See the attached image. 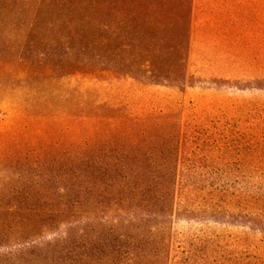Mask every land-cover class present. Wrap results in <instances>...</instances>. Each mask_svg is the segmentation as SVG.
<instances>
[{
    "label": "trees",
    "instance_id": "16d2710c",
    "mask_svg": "<svg viewBox=\"0 0 264 264\" xmlns=\"http://www.w3.org/2000/svg\"><path fill=\"white\" fill-rule=\"evenodd\" d=\"M57 1L49 26L28 25L50 36L47 53L60 67L264 87V22L253 24L264 0H190L186 40L164 47L183 55L159 65L125 64L119 46L134 59L137 44L145 55L165 46L152 29L160 2ZM198 12L207 18L198 21ZM197 23L215 40L214 62L194 60L196 50L206 53L196 49ZM79 116L93 123L81 140L9 161L15 171L0 179V264H264V166L216 164L206 131L162 111L101 102Z\"/></svg>",
    "mask_w": 264,
    "mask_h": 264
},
{
    "label": "rangeland",
    "instance_id": "374dc122",
    "mask_svg": "<svg viewBox=\"0 0 264 264\" xmlns=\"http://www.w3.org/2000/svg\"><path fill=\"white\" fill-rule=\"evenodd\" d=\"M41 1L4 0L0 4V179L15 171L9 165L11 159L56 154L81 140L93 123L79 115L101 102L123 105L137 114L162 111L181 121L197 123L215 141L210 156L218 165L240 166L243 172L252 166H264V87L208 82L199 74L182 84L186 80L183 76L168 75V80L178 78L171 83L163 77L151 79L128 71L60 67L63 64L59 59L47 53L50 36L45 38L39 28L28 25L35 20L49 26L48 21L58 14L57 0ZM154 1L162 4V10H158L159 19L153 18L151 28L163 36L165 46L145 55L136 43L133 48L139 57L134 59L127 52L128 45H121L119 55L125 64H169L183 55L182 49L167 54L164 47L173 44L175 37L186 40L190 0ZM246 10H240L244 11L242 15L246 16ZM197 15L198 21L207 18L201 12ZM254 15V25L257 20L264 22V10H254ZM259 27L264 29V23ZM194 28L196 49L206 50L203 56L196 50L194 60L214 62L215 40L203 34L198 23ZM122 42H127L126 37Z\"/></svg>",
    "mask_w": 264,
    "mask_h": 264
}]
</instances>
